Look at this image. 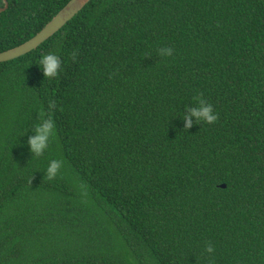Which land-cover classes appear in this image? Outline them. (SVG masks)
Wrapping results in <instances>:
<instances>
[{
  "label": "trees",
  "instance_id": "obj_1",
  "mask_svg": "<svg viewBox=\"0 0 264 264\" xmlns=\"http://www.w3.org/2000/svg\"><path fill=\"white\" fill-rule=\"evenodd\" d=\"M69 1L8 0L0 51ZM198 93L215 123L188 113ZM50 103L56 135L35 158ZM209 241L211 264H264V0H90L0 62V264H210Z\"/></svg>",
  "mask_w": 264,
  "mask_h": 264
},
{
  "label": "clouds",
  "instance_id": "obj_2",
  "mask_svg": "<svg viewBox=\"0 0 264 264\" xmlns=\"http://www.w3.org/2000/svg\"><path fill=\"white\" fill-rule=\"evenodd\" d=\"M173 52L172 48L164 47L160 49L159 54L161 56H171ZM39 67L41 68L45 78H54L57 77L63 68L61 65L60 57L55 53H48L41 56L39 62ZM59 69V72H58ZM193 104L187 109L188 113L191 116H195L197 123L204 122L208 124H213L218 120V113L214 111L212 104L208 103L202 94H196L193 97ZM198 102V103H197ZM55 108L54 103L49 104V109L47 113L41 111L40 118L34 125V135L31 136L28 140V145L32 157L39 158L48 151L51 141L55 138L56 135V123L53 119L52 109ZM185 119L186 127L190 125L191 121L188 116L183 115ZM64 168V161L62 158L50 159L45 167V177L48 180L56 179L62 172ZM203 251L208 254L211 258L215 254V246L209 241L206 243Z\"/></svg>",
  "mask_w": 264,
  "mask_h": 264
},
{
  "label": "water",
  "instance_id": "obj_3",
  "mask_svg": "<svg viewBox=\"0 0 264 264\" xmlns=\"http://www.w3.org/2000/svg\"><path fill=\"white\" fill-rule=\"evenodd\" d=\"M5 1V6L0 7V11L8 7V0ZM90 0H70L59 13L34 37L26 42L19 44L15 47L0 51V62L9 61L14 58L20 57L33 49H36L41 43L49 39L57 33L69 20H71L76 13H78ZM221 186L227 187L224 183Z\"/></svg>",
  "mask_w": 264,
  "mask_h": 264
}]
</instances>
